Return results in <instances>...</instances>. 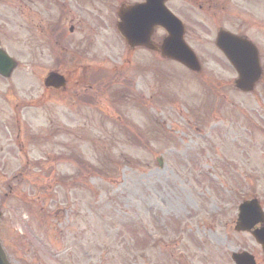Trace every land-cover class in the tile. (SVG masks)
<instances>
[{
	"label": "rangeland",
	"instance_id": "obj_1",
	"mask_svg": "<svg viewBox=\"0 0 264 264\" xmlns=\"http://www.w3.org/2000/svg\"><path fill=\"white\" fill-rule=\"evenodd\" d=\"M117 3L101 0V20L114 26ZM259 15L252 35L264 66L263 2ZM102 32L88 58L105 63L106 54L119 68L107 74L111 86L91 83L79 103L44 102V69L36 80L20 70L15 82H0V111L21 110L38 136L0 166V235L11 264H232V250L255 251L233 221L238 202L264 187V80L253 92L232 88L213 34L194 43L206 53L197 50L202 68L189 73L146 49L125 64L113 28Z\"/></svg>",
	"mask_w": 264,
	"mask_h": 264
},
{
	"label": "flooded vegetation",
	"instance_id": "obj_2",
	"mask_svg": "<svg viewBox=\"0 0 264 264\" xmlns=\"http://www.w3.org/2000/svg\"><path fill=\"white\" fill-rule=\"evenodd\" d=\"M8 1L10 2V0H0V51H4L13 58L15 66L8 77L0 74V82H15L14 79L17 78L13 79V76L20 70L28 71L35 80L37 69L46 70L45 75L50 71H56L64 76L65 84L63 87H45L44 102H51L53 97L56 99L66 97L79 103L81 95L91 97L89 88L93 86L91 80L94 79L97 72L119 68L116 67L117 62H112L113 59L106 54L104 56L106 62H104L108 65L111 64V67L103 62L97 63L88 58L90 49L100 44L102 30H106L110 26L113 28L111 23L101 20L98 6L101 0H11L13 4L11 9L7 8ZM106 1L121 3L143 2L144 0ZM261 1L166 0L165 4L182 21L184 40L193 48L194 43L201 41L202 37L209 38L204 44L210 43L212 34H216L220 29H227L251 39L253 37L252 30H259ZM8 16L15 19L13 21L16 28L6 20ZM12 25L14 30L10 31ZM157 30L161 34L160 37L157 36L158 38L152 37L154 41L161 40L165 35L161 28ZM111 36L109 37L111 41L117 40L115 34ZM136 49L140 48L128 46L125 48V58L127 59L125 64L129 62L130 54ZM198 51L206 53L201 48ZM155 53L158 54V52ZM108 57L111 60H108ZM38 58L44 59L46 64L38 61ZM85 83H89V87L85 85L84 88L83 84ZM37 101L30 100L29 105L31 106ZM23 115L21 110L8 113L0 111V128L2 129V133H0V166H5L4 157L7 153L12 152L15 155L24 153L26 155L25 146L33 145L38 140L37 133L31 128V122ZM48 117L49 122H52L51 116ZM60 129L64 131L67 128L62 126L56 128V131ZM9 148L12 150L8 151ZM13 160V163H18L17 165L23 163L21 166L40 164L41 161L36 159L21 160L20 158ZM258 191L259 203L264 207V187L259 188ZM256 226L260 227L261 224ZM256 246L257 249L254 251L256 264H264V252L259 244L256 243Z\"/></svg>",
	"mask_w": 264,
	"mask_h": 264
},
{
	"label": "water",
	"instance_id": "obj_3",
	"mask_svg": "<svg viewBox=\"0 0 264 264\" xmlns=\"http://www.w3.org/2000/svg\"><path fill=\"white\" fill-rule=\"evenodd\" d=\"M165 10L162 0H147L144 8L142 4L120 5L118 8L120 20L117 22V29L130 45L144 44L155 48L149 41V35L155 25L162 23L168 32L160 47L162 55L176 59L192 69H199L193 52L182 39V30L177 26V20ZM216 45L224 52L237 71L236 87L244 91L251 90L261 71L255 47L247 40L227 32L219 33ZM54 78L57 77L50 75L45 84L48 85ZM256 209L257 206L253 199L243 201L239 205L240 212L235 229H249L257 219ZM252 234L262 242L264 247V228L252 231ZM232 258L236 264H254L252 256L247 252L233 253ZM0 264H9L1 246Z\"/></svg>",
	"mask_w": 264,
	"mask_h": 264
}]
</instances>
